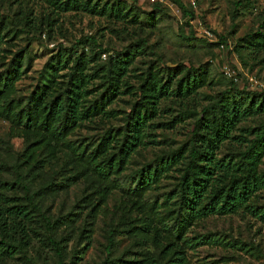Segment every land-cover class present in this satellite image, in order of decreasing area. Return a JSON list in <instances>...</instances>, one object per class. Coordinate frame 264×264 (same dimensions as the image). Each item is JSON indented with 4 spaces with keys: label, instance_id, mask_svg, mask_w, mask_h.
I'll use <instances>...</instances> for the list:
<instances>
[{
    "label": "trees",
    "instance_id": "16d2710c",
    "mask_svg": "<svg viewBox=\"0 0 264 264\" xmlns=\"http://www.w3.org/2000/svg\"><path fill=\"white\" fill-rule=\"evenodd\" d=\"M48 1L59 12L126 16L120 0L109 6L107 0ZM250 1L235 0V13ZM184 10L189 19L194 17ZM151 19L156 22L155 15ZM4 24L1 18L0 45L10 33H1ZM225 41L219 35L217 44ZM84 43L97 50L78 53L77 46ZM145 46L143 39L136 40L100 64L98 57L107 48L92 35L82 36L70 47H59L39 71L34 87L21 95L16 94V84L30 65L31 52L17 51L0 70V117L10 121L14 135L26 137L23 154L31 160L28 165L19 158L12 164L0 160V264L30 260L32 251L41 254L39 264H77L73 260L82 259L79 255L92 246L93 225L113 189L122 192L121 206L126 208L108 225L105 256L98 264H189L188 250L219 243L208 232L189 234L201 221L245 211L264 221V203L257 200L264 190V89L231 87L206 95V105L184 110L195 117L187 147L162 151L130 169L137 153L159 143L152 136L164 124L155 121L164 110L162 103L194 100L209 83L208 63L165 68L150 63L133 90L128 73ZM239 48L264 49V13L255 30L238 38L235 49ZM64 69L68 71L61 74ZM125 93L136 98L120 125L110 123L99 134L76 138L79 128L116 116L109 105ZM253 117L261 120L240 125ZM7 170L15 177L2 178ZM169 177L175 181L168 190L151 194ZM81 181L86 183L81 196L64 214H47L45 199ZM62 226L70 228L66 236L60 233ZM119 235L132 239L120 254ZM71 239L76 245L85 239V244L72 249L68 262Z\"/></svg>",
    "mask_w": 264,
    "mask_h": 264
},
{
    "label": "rangeland",
    "instance_id": "374dc122",
    "mask_svg": "<svg viewBox=\"0 0 264 264\" xmlns=\"http://www.w3.org/2000/svg\"><path fill=\"white\" fill-rule=\"evenodd\" d=\"M99 1L101 4L104 0ZM107 1L108 6L113 2V0ZM234 1L120 0V3L126 7V16L118 18L108 14H93L85 10L59 12L48 0H0V19L3 18L5 22L1 33L10 30L4 38L6 41L0 45V70L17 51H30L32 54L30 65L16 84V94H26L36 84L38 73L47 59L55 54L59 47H70L76 39L86 35L96 37L97 42L108 50L98 57L100 64L105 62L114 51H120L136 40H144L146 46L143 52L137 55L128 73V81L133 90L138 87L143 71L150 63L153 67L162 68L178 64L199 67L208 63L209 83L199 89L194 100L172 99L162 103L164 110L155 121L164 124L159 125L154 131L155 136H152L159 143L137 153L133 158L131 169L162 151L173 150L183 144L187 147L195 117L186 114L184 110L206 105L209 102L206 95L213 96L231 87H235L237 91L248 92H260L264 89V49L254 52L246 48L235 49L239 37L255 30L264 13V0H251L238 14L234 11ZM184 9L191 10L194 17L189 19ZM134 12H136L135 20H133ZM150 12L152 15L148 16ZM153 15L156 17V22L151 23ZM219 35L226 37L224 43L217 44ZM186 36L192 39H184ZM77 50L78 53L81 51L89 53L97 48L84 43L77 46ZM67 71L68 69H64L60 73ZM135 98L129 93L116 98L109 105V108L115 109L116 116L105 119L103 123H99L97 119L95 123H90L91 127L79 128L76 138L99 134L110 123L120 125L122 116L129 111L130 102ZM260 120L261 117H253L240 125L250 126ZM10 127V121L0 117V160L12 164L19 158L18 162L25 160L26 165L30 164L31 160L23 154L28 142L26 137L14 135ZM224 150L226 151L225 148ZM38 151L37 147L36 153ZM26 165L23 164L24 167ZM261 168H264V163L261 164ZM1 176L11 179L15 174L12 170H7L2 172ZM174 181L173 177L164 178L159 190L151 194L168 190ZM85 185L86 183L81 181L72 185L67 192L53 199H45L47 214L54 216L64 214L77 197L81 196ZM260 194L257 200L259 203H264V190ZM122 199V192L113 189L93 225L95 232L92 246L84 254L79 255H82V259L73 260L74 262L98 264L103 260L108 225L117 222L126 208L121 206ZM69 230L70 228L64 229L62 226L60 233L65 232L66 236ZM191 230L189 234L208 232L214 238H218L219 243L188 250L186 255L189 264H264V221L248 211L212 216L193 226ZM116 240H118L116 249L119 254L132 243V239L126 235L116 236ZM84 244L85 239H82L80 245H76L72 239L68 241V262L72 249ZM41 250L43 251L44 248L42 247ZM30 256V260L22 259L16 262L40 263V253L32 251ZM45 257L44 253L43 258ZM48 259L49 263L53 261L51 254Z\"/></svg>",
    "mask_w": 264,
    "mask_h": 264
}]
</instances>
